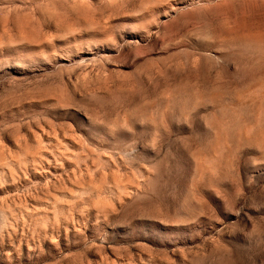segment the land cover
<instances>
[{
	"label": "rangeland",
	"instance_id": "1",
	"mask_svg": "<svg viewBox=\"0 0 264 264\" xmlns=\"http://www.w3.org/2000/svg\"><path fill=\"white\" fill-rule=\"evenodd\" d=\"M0 264H264V0H0Z\"/></svg>",
	"mask_w": 264,
	"mask_h": 264
}]
</instances>
